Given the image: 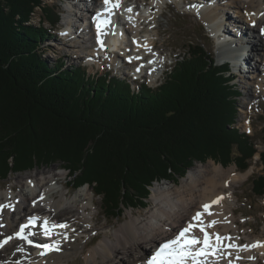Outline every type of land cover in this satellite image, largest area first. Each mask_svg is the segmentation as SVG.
Masks as SVG:
<instances>
[{
    "label": "trees",
    "instance_id": "obj_1",
    "mask_svg": "<svg viewBox=\"0 0 264 264\" xmlns=\"http://www.w3.org/2000/svg\"><path fill=\"white\" fill-rule=\"evenodd\" d=\"M60 17L44 0H0V181L61 161L83 184L75 188L94 187L116 219L146 209L154 184L184 178L194 163L250 168L256 144L228 128L240 93L202 44L191 43L157 89L136 91L111 75L47 64L38 50ZM260 159L264 171V151ZM252 183L262 200L264 175Z\"/></svg>",
    "mask_w": 264,
    "mask_h": 264
},
{
    "label": "bare ground",
    "instance_id": "obj_2",
    "mask_svg": "<svg viewBox=\"0 0 264 264\" xmlns=\"http://www.w3.org/2000/svg\"><path fill=\"white\" fill-rule=\"evenodd\" d=\"M72 1L77 2V0ZM180 1L182 3V0ZM214 2L218 6L208 12L216 13L224 24L221 27L222 24L216 22L217 26L212 27L215 28L213 32L221 33L220 38H222L223 46L218 50L219 57L229 59L233 56L234 59L230 60L240 61V67L232 75L235 76L234 81H238L242 75L243 79L240 80H244L245 88L249 91L250 88L247 86L250 84L249 74L252 71H259L258 62L264 66V31H262L264 29V0H214ZM92 3L96 6L118 4L119 10H121V6L127 10L129 17L125 19L124 36L120 37L131 42V48L136 50L153 49V52L158 53L162 51L158 47L155 37L146 31L151 27V30L155 31L157 35L162 33L157 13L161 11L162 5L168 4L166 0H110L108 4H105L104 0H92ZM189 4H193V2ZM75 5L77 6V4ZM142 6L146 7L144 11L147 15L141 17ZM226 6H229V9L235 8L236 14L233 15V18L235 16L239 18L242 15L245 18L243 19L244 24L228 18V14L231 13L226 9ZM224 7L225 9H223ZM133 8L134 10H132ZM86 9L88 13L92 12L89 6ZM128 9L131 10L128 11ZM146 9L150 10V15ZM157 10L158 12H156ZM222 10L225 12L222 13ZM194 13L199 15L202 20L211 21V19L207 20L198 14L196 10ZM201 13L206 14L207 12L201 11ZM138 17L139 20H137ZM68 21L72 23L73 19L69 18ZM80 21L84 22V18H81ZM153 22H156L157 25L152 26ZM68 28L71 29V27ZM68 28L65 31L70 35L65 34L63 44L70 46L69 49L73 54H76L75 59L84 57L97 64L98 59L101 58L98 54H102L103 46H110L104 33L100 34V30L98 32V29L92 28L87 35L80 32L78 26L73 27L76 28V33L71 34ZM225 30L231 34H237L236 38L238 42H241V46L229 43L227 36L223 35ZM71 35L74 38H71ZM83 35L87 36L83 37ZM89 36L92 37L91 41L88 39ZM70 38L73 41H70ZM115 41L117 42V40ZM99 43H103L101 48ZM234 47L236 49H233ZM251 51L258 53L260 59L255 57L252 60L249 55ZM122 55L125 58L134 56L128 54L127 51L122 52ZM143 55L147 56L148 52H144ZM89 57L91 58L89 59ZM117 58L121 59L117 55L116 58L113 57L114 61ZM135 60L133 62H137L138 58ZM253 78L255 77L253 76ZM256 78L258 83L254 85L253 97L260 99L264 97V76ZM236 171L233 167L228 170L217 167L213 162L208 163L206 167L194 168L190 170L181 185L152 187L153 197L150 199L154 206L147 207L144 211L146 214L129 211L122 224L117 226V224H108L107 222L100 228L94 227V224L91 225L95 222L93 221V212L96 207L91 188L85 186L77 189L75 195H70L71 192L69 193L68 189L71 188V185L60 182L66 176L60 168L59 170L54 169L53 172L40 171L32 176L33 178L18 177L16 180L21 185L18 194L14 189L0 193V205H11L10 208H4L2 214L0 213V242L9 236L12 237L7 245L0 247V264H61L66 256L84 250L90 244L94 231L103 232L105 239L87 253V264H142L141 262L147 255L154 252L157 244L175 238L180 229L188 226L189 223L192 224L195 213L202 210L206 202H212L221 196L225 197L224 201L220 205H214L210 210L212 215H205L203 219L205 224L216 221L208 229L216 240L212 246L215 247L218 254V258H213L212 264H258L260 261L258 254H264L263 239L251 241L248 245L251 247L247 251L236 250L237 247L243 245V241L235 214L237 196L233 190L246 177L243 175L242 178V174L236 173ZM30 217H36L37 223L28 225L25 228V235L40 232L43 229L44 221L48 222L47 228L55 226V224L57 227L63 224L71 225L68 231L62 232L64 241L59 244L60 251L41 255V252L33 251L27 247L24 240L16 238V232L19 231L21 225L28 223ZM217 236L220 238L219 241H217ZM259 243L258 249L252 247ZM24 258L25 260L22 262H16Z\"/></svg>",
    "mask_w": 264,
    "mask_h": 264
},
{
    "label": "rangeland",
    "instance_id": "obj_3",
    "mask_svg": "<svg viewBox=\"0 0 264 264\" xmlns=\"http://www.w3.org/2000/svg\"><path fill=\"white\" fill-rule=\"evenodd\" d=\"M169 2L167 5H162L161 11L157 13L159 24L162 30V33L156 34L155 31L151 30V27L146 32H149V34L152 37H155V40L158 42V47L162 49L160 53L162 54L163 58L162 60L170 62H175L176 57H180L181 55H185L188 52V49L190 48V44H202L206 49L212 53L214 56L215 60L217 61V64L222 63L223 60L219 58L218 54L216 56L217 52L215 48V43L212 38V32L209 30L208 27L204 23H202V20L198 16H191V15H184L183 14V9L184 6L190 5L189 3H194L195 0H182V3H175L171 4L170 0H166ZM214 1V0H212ZM45 3H48L53 6L54 9H58L61 17H60V22L58 24L59 27H63V19L66 17L68 14V9L72 10L73 7H75L76 12L82 14V16L87 17L88 16V11L84 10V7L87 8L89 6L91 10H94L95 5L90 3V0H77V2H73L72 0H44ZM179 2H181L179 0ZM77 4V6L75 5ZM192 5V4H191ZM145 7V6H142ZM196 11L198 14L202 15L203 17L207 18V20H217V23L222 24L221 27L224 26L221 20H218V15L216 13H211L207 12L206 14H202L201 11H199V7H197ZM235 8L230 9V13L228 14V18L233 19L234 21L238 23H242L243 19H245L242 15L239 18H233V15H235L236 11L234 10ZM143 10H145L143 8ZM213 11V10H212ZM158 12V10L156 11ZM163 13V15H162ZM43 14L42 10L38 9L36 10L32 23L35 25H39L40 22H43ZM232 17V18H231ZM48 25V24H47ZM157 23L153 22L152 26H156ZM49 26V25H48ZM80 27V26H79ZM219 27V25H218ZM56 28V29H57ZM65 29L62 31L64 32ZM56 35L51 34V37L48 38V41L45 43V45H42L41 48L38 50V54L42 57V59L49 65L55 66V62L57 60V57L60 59L62 58L65 61V66L63 69H69V68H74V67H79L83 66L84 61H81L80 58L75 59V55L73 54L72 50L69 49L70 46L63 44V39L60 36V33L58 31L55 32ZM148 33L145 35H149ZM149 35V36H150ZM223 35L227 36V40L229 43L232 45L238 44L241 46V42L237 41V34H231L227 30L223 33ZM55 36V37H54ZM86 35H83V37ZM251 36V35H249ZM64 38V37H63ZM89 39V37H88ZM88 39H86V42H88ZM70 41L73 39H69ZM62 43V44H61ZM71 44L73 42H70ZM75 44V43H74ZM91 44V43H90ZM50 51L44 50V47H48ZM163 46V47H162ZM264 48V47H263ZM160 49V50H161ZM233 49H236L235 47ZM150 52V50H147ZM164 51V52H163ZM236 51V50H234ZM66 53V54H65ZM74 57H72L71 56ZM68 55V57H67ZM250 55V53H249ZM264 55V52H263ZM67 57V58H66ZM259 58V54L256 52H252L250 58L253 60ZM55 58V59H54ZM102 58V57H101ZM98 59L97 66L94 68L86 67V70L89 72V75L92 74L93 78L98 79V77H105V74H112L113 76L116 77V79H122L125 81H130L133 85V88L136 89V91L139 90L140 84L134 83L131 77V73L133 70H135V65H125L124 72L118 73L117 70L109 66L106 60H101ZM233 58L229 57V59ZM113 59V58H112ZM110 58V60L112 61ZM234 59V58H233ZM114 60V59H113ZM123 61V60H122ZM255 61V60H254ZM123 63H125L123 61ZM257 66L259 68L258 72H251L249 74L250 77V84L247 85L249 86L250 90H246L245 88V83L241 81L240 79H243L241 73V78L236 81V83H231V85L234 87V91H238L239 93L242 91V94L240 97H237V100H233V104L235 108H237V114L233 115L236 117L234 121L228 122V128H230V124H234V126L240 130L241 133L248 132L251 135V138L253 142L257 145L258 152H263L264 151V97L260 99H255L253 97L254 94V85L258 83V80L256 77H262L264 76V66L260 64V62L257 63ZM232 73H230L231 75ZM229 75V74H228ZM253 76L255 78H253ZM253 78V79H252ZM155 78H149L146 80L147 83L153 88H156L161 85V82L164 81L165 77H161L160 80L157 82H154ZM153 81V82H152ZM246 82V81H245ZM244 93V94H243ZM239 96V95H238ZM231 104V105H233ZM253 107V108H252ZM252 108V109H251ZM233 109V108H232ZM235 110V109H234ZM249 120H251V124L249 125ZM247 121V122H246ZM250 130V132H249ZM258 155V156H257ZM254 159L251 162L250 169L245 172H241L238 170V167L236 163H233L231 165H222V163L215 162L212 159H207L205 162L201 163H194V165L191 167L192 169L197 168V167H206L208 163H214L217 165V167H222L226 170L231 169L232 167L235 168L236 173H241L242 178L243 175L246 176L241 183L237 184L234 187V192L237 196L236 205H235V214L238 219V224H239V231L242 240H249V242L254 241V239H263L264 240V200L261 198H256V196L253 195L252 189L253 188V183L252 180L259 175H264L263 171V164L259 161V154H257ZM55 170H60L66 174V176L61 179V183L65 184L68 183L71 185V188L68 189V192L72 193V195H75L77 191H75V185L77 182L75 178H70L69 171L64 170L66 167V164L64 162L58 161L54 162L48 166L45 165H38L36 166L33 170L31 171H25V172H18L17 175L14 174L10 177L9 180L7 181H0V193L3 191H8L10 189H14L15 192L18 194V192L21 190V185L18 184L17 178L22 177L24 179L26 178H31L32 176H35L37 173L40 171H51L53 172ZM191 169V170H192ZM190 172V171H189ZM189 172L185 174L184 178H175V180L169 181V182H161V183H156L154 184L155 187H163L167 185H181L184 179L188 176ZM33 178V177H32ZM241 178V175H240ZM80 185H83L81 182L77 183ZM82 187V186H81ZM80 187V188H81ZM85 187V186H83ZM87 187V186H86ZM154 187V188H155ZM92 192L94 187H90ZM70 193V195H71ZM94 199L96 203V207H94V212H93V217L95 222H93L91 225L94 224V227L100 228L101 226L105 225L107 222L108 224H122L123 221H125L126 218V213L129 211H134L137 214L144 213V209H130L128 210L123 216L119 218H108L105 216V213L103 211V203L102 199L100 197H96L94 192ZM153 197V193H151ZM154 206V203L151 201V199L148 200V208ZM98 215V216H97ZM92 226V228H94ZM97 232L96 234H94ZM93 232V235H96L94 238L92 237V240L90 244L84 248L81 252H76L73 254H70L64 258L61 264H87L86 261V255L87 253L92 250L94 247H96L103 239H105V234L101 231H95ZM94 241V242H93ZM260 261L258 264H264V254H258ZM145 258V257H144Z\"/></svg>",
    "mask_w": 264,
    "mask_h": 264
},
{
    "label": "snow or ice",
    "instance_id": "obj_4",
    "mask_svg": "<svg viewBox=\"0 0 264 264\" xmlns=\"http://www.w3.org/2000/svg\"><path fill=\"white\" fill-rule=\"evenodd\" d=\"M110 0H104L105 4H108ZM114 7H119L118 4L114 5ZM108 11L109 9H105ZM131 9H128L130 11ZM100 14L98 13L97 16ZM98 32L100 30V25H97ZM264 31V29H262ZM31 183V182H30ZM212 203H218V200L212 201ZM11 205H0V210L4 208H10ZM203 208L205 211H208L210 208V205L205 204L203 205ZM209 215H212L210 211H208ZM201 213H197L195 217H193L194 220H200ZM36 217H30L27 224L21 225L19 228V231L16 232V238L20 240H26L29 244H33V241L28 239V236L24 234L25 228L28 227V225H32L36 221ZM216 221H211L208 224V227H212L213 224H215ZM47 224V221H45V225ZM60 227H66V225H60ZM194 228H199V231L204 233L203 239L197 238L195 235L192 236L191 239H186V233H190ZM50 230L45 227L44 235H50ZM12 237L9 236L4 241L0 242V247H3L4 244H6L9 240H11ZM219 237L217 236V241H219ZM197 244H202L203 248H196L195 246ZM34 247L40 248L43 251H41V255H46L48 252L52 251H60L57 244H34ZM260 245H252V247H256ZM245 249L248 246H244ZM212 248V245L209 242L208 239V233L205 231V227L203 226V222L200 221L199 224H191L187 227H185L179 235L176 237V239L168 241L164 244H161L159 246L158 251L149 259L148 264H188L189 261H191V264H203V261L198 259L199 256L207 257L208 251ZM19 250V249H18Z\"/></svg>",
    "mask_w": 264,
    "mask_h": 264
}]
</instances>
